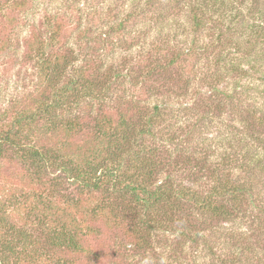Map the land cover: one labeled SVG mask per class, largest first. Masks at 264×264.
<instances>
[{"label": "trees", "instance_id": "16d2710c", "mask_svg": "<svg viewBox=\"0 0 264 264\" xmlns=\"http://www.w3.org/2000/svg\"><path fill=\"white\" fill-rule=\"evenodd\" d=\"M248 10L0 0L2 45L38 81L0 100V166L45 189L0 187V264H264V23Z\"/></svg>", "mask_w": 264, "mask_h": 264}, {"label": "rangeland", "instance_id": "374dc122", "mask_svg": "<svg viewBox=\"0 0 264 264\" xmlns=\"http://www.w3.org/2000/svg\"><path fill=\"white\" fill-rule=\"evenodd\" d=\"M250 10L247 11L248 16L253 20H259L264 23V16L262 15L264 11V0H247ZM3 22L0 19V23ZM27 31V30H25ZM5 35L3 30L0 28V100L5 102L10 95L18 93L17 89L22 85L29 86L31 83L37 85L38 81L34 77V73L27 62L22 59V50H18L15 53L14 48L7 49L3 47L2 41L4 42ZM20 54V55H19ZM25 81V82H22ZM27 83V84H25ZM30 89V88H29ZM3 122H0L2 124ZM6 123L4 122V125ZM13 164L6 166H0V187L11 186V187H21L24 186L26 189H32L40 194H45V189L41 186L34 185V183L28 179L26 174L23 172L22 167ZM47 191V190H46ZM107 240L100 242L104 247L109 248L108 245L111 244L112 239L107 235ZM107 251V254H110ZM63 256H66L63 254ZM108 259H104L102 264H107Z\"/></svg>", "mask_w": 264, "mask_h": 264}]
</instances>
